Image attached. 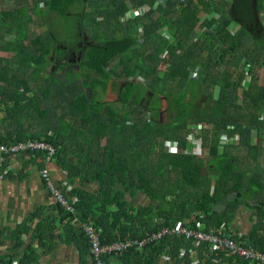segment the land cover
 Returning a JSON list of instances; mask_svg holds the SVG:
<instances>
[{"label": "trees", "instance_id": "obj_1", "mask_svg": "<svg viewBox=\"0 0 264 264\" xmlns=\"http://www.w3.org/2000/svg\"><path fill=\"white\" fill-rule=\"evenodd\" d=\"M130 9L137 14L124 19ZM49 13L65 23L75 18L77 43L65 38L66 47H58L60 32ZM261 15L264 0H0V50L12 53L0 55V142L48 141L67 176L90 174L97 188H72L74 212L56 204L61 222L91 221L103 241L140 237L177 221L229 229L242 205L253 222L240 239L264 251ZM41 24L47 28L37 31L34 25ZM71 51L79 52L77 69L65 61ZM51 53L54 68L46 71ZM107 94L114 99H104ZM193 132L200 156L189 150ZM168 140L187 152L164 151ZM139 192L146 202L131 200ZM44 235L40 226L33 232L39 242ZM32 244L19 264L36 260ZM163 253L178 264L195 258L196 264H256L215 254L205 243L194 247L178 235L103 260L134 257L154 264ZM0 258V264L14 260L7 253Z\"/></svg>", "mask_w": 264, "mask_h": 264}, {"label": "crops", "instance_id": "obj_2", "mask_svg": "<svg viewBox=\"0 0 264 264\" xmlns=\"http://www.w3.org/2000/svg\"><path fill=\"white\" fill-rule=\"evenodd\" d=\"M8 54L12 53L0 50L1 56H10ZM41 164V157L33 153H17L7 157L0 164V257L6 253L7 258L13 255L12 264H19L24 249L33 241L36 260L29 264H90V256L79 220L75 218L70 223L72 228L67 231L76 233L75 238L63 241L58 237L59 229L68 226L69 223L64 224L65 222L60 221L61 213L58 205L40 176ZM47 166L58 184L71 185L72 188L82 186L93 192L97 188V181L92 179L90 174L67 176L59 167L55 157ZM140 193L131 200L135 203L146 201L147 198L143 199ZM39 226L45 230L43 242H39L36 237L33 238V232ZM19 231L22 232L18 233ZM16 235L19 236L20 244L16 241ZM117 261L116 256H110L106 264H152L134 257H126L122 263ZM154 264L178 263L174 259L167 260L161 256Z\"/></svg>", "mask_w": 264, "mask_h": 264}, {"label": "built area", "instance_id": "obj_3", "mask_svg": "<svg viewBox=\"0 0 264 264\" xmlns=\"http://www.w3.org/2000/svg\"><path fill=\"white\" fill-rule=\"evenodd\" d=\"M184 1V0H179ZM131 10V9H130ZM131 14H137V11L132 9L127 12L124 19ZM202 17L211 18L216 16L215 12L210 14H201ZM236 26L231 24V30H235ZM164 36L169 39V33L167 30L164 31ZM166 52L163 53V55ZM246 67V66H245ZM224 138V137H223ZM191 139V140H190ZM228 139L227 137L223 140ZM189 147L190 153L200 156L202 154V146L199 138L193 137L192 134L189 136ZM164 151L168 153H184L187 149L181 147L177 140H168L163 145ZM31 152L33 154L42 153L41 158L44 160L45 165L39 169L40 176L44 182L45 187L53 197L54 201L64 210L74 212V204L77 201V196L72 195L70 191L72 190L71 185H61L56 183L50 170L48 164L54 159L56 152L55 146L45 140L38 139H25L17 142L4 143L0 142V164L17 153ZM3 168V167H2ZM1 168V169H2ZM195 214V212L193 213ZM68 217L63 219L66 222ZM80 228L85 235L90 248V254L92 258L91 264H104L103 257L111 254H120L131 248H143L146 243L160 240L166 234L185 236L192 240L194 247L199 246L202 243L208 245L210 251L223 252L226 256H236L241 257L245 260H249L256 264H264V251L256 249L250 244H246L240 239L242 232L235 230L226 229L224 224L219 227H211L205 230L200 221L195 222V226L184 225L182 221H177L173 226H163L160 230L147 233L144 237H131L126 236L123 239H117L113 241H103L100 232L101 228L96 227L91 221H81ZM234 233L237 235L234 237ZM185 253V249L181 247L179 249V255L182 256ZM190 253L194 254V250L190 249ZM166 259L170 257L164 255ZM214 260H217L214 258ZM197 260H193L192 264H196Z\"/></svg>", "mask_w": 264, "mask_h": 264}, {"label": "rangeland", "instance_id": "obj_4", "mask_svg": "<svg viewBox=\"0 0 264 264\" xmlns=\"http://www.w3.org/2000/svg\"><path fill=\"white\" fill-rule=\"evenodd\" d=\"M51 14V15H50ZM261 17H264L263 15H261ZM49 18H52V19H54L53 20V24H54V29L56 30V31H59L60 33H59V35H58V39L59 38H61V39H59V40H57V45H58V47H62V48H65L66 47V45H65V42L67 41L66 39H68V40H70L71 42H75V43H77V41H78V36H76L75 34H76V31H77V27H75V18H73V17H70L69 19H68V23H65L66 22V20L64 19V18H57V16L56 15H53L52 13H49L48 14V20H49ZM33 26V25H32ZM34 28L37 30V31H43V30H45L46 28H47V25L46 24H41V25H34ZM166 29L163 27L162 29H161V33L164 35V31H165ZM160 32V31H159ZM79 34L78 35H80L81 34V31H79L78 32ZM66 38V39H65ZM82 39H84V37L82 38ZM64 40H66V41H64ZM87 40H89V39H87ZM78 53L79 52H73V51H71L66 57H65V61H67V62H72L70 65H71V67L73 68V67H75L76 66V64H77V59H78ZM52 54L53 53H51V55H49L48 56V64L45 66V70L46 71H51L54 67L52 66L53 64L51 63V58H53L52 57ZM8 55H10V54H8ZM166 58H167V56H166V54L163 56V61L165 62L166 61ZM161 62L160 63V65H159V67L161 68V69H164V67H166L164 64V62ZM65 68H67L66 66L65 67H61L60 69H59V71H58V73H62L63 71H65ZM75 69H77V67H75ZM164 70H166V68L164 69ZM257 73H258V75H261V73H262V69H259L258 71H257ZM42 78H44V75L42 76ZM237 97H238V99H240V96L239 95H237ZM108 99V100H110V99H114L113 98V95H110V94H107L106 96H105V98L104 99ZM114 104H116V105H118L119 103H114ZM165 101H162V113H161V115H162V118H164V112H165ZM0 112H2V111H0ZM201 128V127H200ZM192 136L193 137H195V132H193L192 133ZM191 140V139H190ZM206 153V152H205ZM203 154H204V151H203ZM205 155V154H204ZM140 196H142L143 197V199L144 198H147V197H145L144 196V194L143 193H140ZM147 201V200H146ZM146 201H144V202H146ZM141 202H143V201H141ZM252 211L251 210H249V209H247L246 207H244V206H240L239 207V209H238V211L233 215V218L230 220V223L228 224V226L230 227V229H232V230H239V231H241V232H247L249 229H250V227H251V224H252V222H253V215H252V213H251ZM70 228H72V226L71 225H68V226H65V227H62V228H60L59 229V235H58V237H60V239L61 240H63V241H69V239H71V238H75V236H76V233H69V232H67ZM161 228H159L158 230H160ZM157 231V230H156ZM147 234V233H146ZM168 235H171V234H166V235H164V237L165 236H168ZM69 236H71V237H69ZM145 235H143V236H140L139 238H142V237H144ZM69 238V239H68ZM158 241V240H157ZM153 242H155V241H152V242H149V243H146L143 247H145V246H147V245H149V244H152ZM195 254V253H194ZM194 254H192L193 255V257H195L194 256ZM164 257V256H163ZM165 258V257H164ZM166 259V258H165ZM168 260V259H167ZM194 260H196V258L194 259Z\"/></svg>", "mask_w": 264, "mask_h": 264}, {"label": "bare ground", "instance_id": "obj_5", "mask_svg": "<svg viewBox=\"0 0 264 264\" xmlns=\"http://www.w3.org/2000/svg\"><path fill=\"white\" fill-rule=\"evenodd\" d=\"M91 260H92V258H91Z\"/></svg>", "mask_w": 264, "mask_h": 264}]
</instances>
